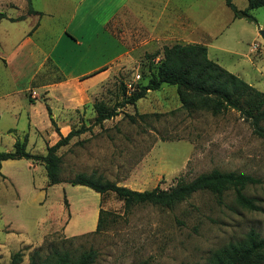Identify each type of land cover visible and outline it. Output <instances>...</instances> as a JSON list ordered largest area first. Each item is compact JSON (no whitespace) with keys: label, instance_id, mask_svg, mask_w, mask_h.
Wrapping results in <instances>:
<instances>
[{"label":"rangeland","instance_id":"1","mask_svg":"<svg viewBox=\"0 0 264 264\" xmlns=\"http://www.w3.org/2000/svg\"><path fill=\"white\" fill-rule=\"evenodd\" d=\"M8 1L20 5L24 0H0V12L15 13L4 7ZM41 1L33 0V7L40 8ZM177 1L199 28L208 58L264 93V39L259 34L264 31V6L250 11L254 21H248L234 18L224 0L172 3ZM231 2L239 10L247 5L246 0ZM112 29L116 30L115 23ZM162 47L136 50L134 64L114 67L93 89L89 102L55 118L61 135L64 126L86 127L56 151L60 183L49 185L41 162L1 163L0 264H9L16 252L22 254L19 264H28L34 251L44 256L53 248L74 254L92 248L97 253L93 264H205L213 251L241 240L251 229L264 238V140L253 134L238 112L188 113L181 108L175 87L163 85L95 124L93 104L101 102L110 110L122 103V86L129 95L144 84L152 71L150 63L161 60ZM17 63L18 59L15 67ZM45 71L49 78H59L50 67ZM9 73L0 61V152L12 151L14 142L26 136V151L44 155L46 147L59 138L50 124L44 96H35L34 126H27L25 114L14 125L5 106L15 99L19 86L9 81ZM43 74L33 83L42 81ZM8 93L5 102L2 97ZM19 95L20 102L15 103L24 111L32 109L29 102L33 100ZM214 169L257 179L243 191L256 210L237 204L234 192L228 190L220 199L197 192L172 209L140 204L125 212L113 193L100 195L69 183L83 174L136 191L167 190L178 179L190 181ZM100 210L101 229L95 232Z\"/></svg>","mask_w":264,"mask_h":264},{"label":"crops","instance_id":"2","mask_svg":"<svg viewBox=\"0 0 264 264\" xmlns=\"http://www.w3.org/2000/svg\"><path fill=\"white\" fill-rule=\"evenodd\" d=\"M172 1L43 0L40 8H34L32 0L33 10L40 15H28L25 0L20 5L5 2V8L15 11L0 12L6 17L0 19V61L10 72L9 81L15 88L19 86L13 93L15 99L5 106L13 124L25 114L27 126H34L31 114L38 101L35 96L40 94L58 123V115L89 102L93 89L114 72V67L134 64L136 50L147 45H204L192 17L180 10L178 1ZM19 16L23 18L9 20ZM255 48L254 44L251 51ZM47 67L59 78H49L46 71L43 74ZM40 74L44 75L42 81L34 84ZM19 94L33 100L29 102L32 109L24 111L15 103L20 102ZM8 96L2 100L6 102ZM64 130L62 136L70 127L64 126Z\"/></svg>","mask_w":264,"mask_h":264},{"label":"trees","instance_id":"3","mask_svg":"<svg viewBox=\"0 0 264 264\" xmlns=\"http://www.w3.org/2000/svg\"><path fill=\"white\" fill-rule=\"evenodd\" d=\"M25 1L28 15H40L33 10L32 0ZM224 2L233 12L234 18H245L248 21H254L253 16L249 14L250 11L264 6V0H246V8L239 10L231 0H224ZM1 18H6L3 13H0ZM22 18L23 16H19L9 18V20L16 21ZM150 66L152 71L146 82L138 86L133 93L127 95L125 87L122 86V103L110 110L101 102L93 104L92 107L96 114L95 124H102L103 121L118 115V109L124 105H134L149 92L157 91L163 85H169L175 87L180 106L188 113L206 111L216 116L228 110H234L242 119L248 121L253 134L264 140V93L210 60L206 46L181 43L163 46L161 60L153 66L150 63ZM46 110L51 126L59 135L58 140L46 147L44 155H35L26 151V136L21 142L17 139L12 151L0 152V177H3L1 173L3 161L26 159L43 163L49 185L60 183L58 178L59 157L56 151L66 146L73 137L84 133L86 127L82 125L77 129L70 128L69 132L62 136L51 118L50 109L46 107ZM258 182L257 179L246 174L223 172L216 169L200 174L190 181L178 179L167 190L156 187L151 190L136 191L118 186L101 177L83 174H77L69 181L73 186H84L100 195L107 192L113 193L123 203L125 212L140 204L172 209L197 192H208L220 199L228 190L234 192L237 204L249 210H256L253 200L245 196L243 191L246 186ZM101 214L100 210L95 232L101 229ZM21 257L22 254L16 252L11 256L9 264H19ZM96 257L97 253L92 248L82 250L77 254L66 249L53 248L44 256L34 251L28 258V264H93ZM263 262L264 238L251 229L241 240L213 251L205 264H263ZM138 264L147 263L143 261Z\"/></svg>","mask_w":264,"mask_h":264},{"label":"water","instance_id":"4","mask_svg":"<svg viewBox=\"0 0 264 264\" xmlns=\"http://www.w3.org/2000/svg\"><path fill=\"white\" fill-rule=\"evenodd\" d=\"M259 34L261 35V37L264 39V31H259Z\"/></svg>","mask_w":264,"mask_h":264}]
</instances>
